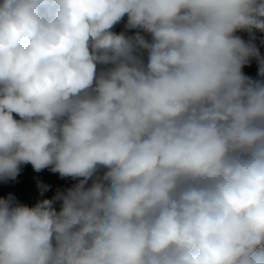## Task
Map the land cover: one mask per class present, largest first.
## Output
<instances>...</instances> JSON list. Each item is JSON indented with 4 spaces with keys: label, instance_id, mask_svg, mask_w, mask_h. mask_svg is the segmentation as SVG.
Wrapping results in <instances>:
<instances>
[{
    "label": "clouds",
    "instance_id": "1",
    "mask_svg": "<svg viewBox=\"0 0 264 264\" xmlns=\"http://www.w3.org/2000/svg\"><path fill=\"white\" fill-rule=\"evenodd\" d=\"M256 33L264 0H0V180L78 181L0 197V264H264Z\"/></svg>",
    "mask_w": 264,
    "mask_h": 264
},
{
    "label": "trees",
    "instance_id": "2",
    "mask_svg": "<svg viewBox=\"0 0 264 264\" xmlns=\"http://www.w3.org/2000/svg\"><path fill=\"white\" fill-rule=\"evenodd\" d=\"M114 30L117 33L123 31L124 22L116 25ZM238 35L246 41L251 39L246 32H240ZM255 36L254 43L259 48L261 56L264 57V34L256 33ZM243 72L254 80L262 79L258 75L259 62L256 59H251L249 64L244 67ZM77 182V180L72 178H61L58 173H54L49 169H43L38 172L33 169L31 164H24L14 180H0V197L6 198L11 194L17 203L32 207L38 201L51 199L57 191L63 192ZM42 186H46V190ZM54 206L58 210L59 202H56Z\"/></svg>",
    "mask_w": 264,
    "mask_h": 264
}]
</instances>
